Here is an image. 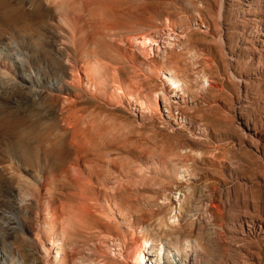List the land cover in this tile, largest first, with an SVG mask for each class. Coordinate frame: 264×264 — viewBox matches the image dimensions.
I'll return each instance as SVG.
<instances>
[{
    "label": "rangeland",
    "instance_id": "1",
    "mask_svg": "<svg viewBox=\"0 0 264 264\" xmlns=\"http://www.w3.org/2000/svg\"><path fill=\"white\" fill-rule=\"evenodd\" d=\"M143 32L161 42L138 64ZM9 39L44 81L89 85L33 92L0 73V264H130L145 240L143 264L178 240L204 264H264V0H0V49ZM94 60L109 63L95 77ZM129 87L158 102L129 107Z\"/></svg>",
    "mask_w": 264,
    "mask_h": 264
},
{
    "label": "bare ground",
    "instance_id": "2",
    "mask_svg": "<svg viewBox=\"0 0 264 264\" xmlns=\"http://www.w3.org/2000/svg\"><path fill=\"white\" fill-rule=\"evenodd\" d=\"M48 1V0H47ZM50 1V0H49ZM71 29V28H70ZM144 34V32H143ZM23 35V34H22ZM131 38V37H130ZM129 38V39H130ZM133 38V36H132ZM131 38V39H132ZM23 39V38H22ZM163 39V38H162ZM134 40V43H132V45L134 44V49H136V51H130L128 52V55L130 54V56H134L136 58V61L138 62V64H143L142 60H140L138 58V54L139 56L143 57V60L144 58L146 59L147 56H145L146 54L149 56V54L147 53L148 50H153L154 48L158 47V45L160 44L161 40H160V35L158 34H155V33H146L140 37H136L133 39ZM132 40V41H133ZM170 43V42H169ZM3 46L1 47L0 49V73L3 77H5V79L7 78V80H5V84L6 86H16L17 82L18 84H22L23 86L24 85H29V87L31 88V91L33 92H38V89L39 88H47V89H50L52 91H58V92H62V93H69L71 92L70 91V86L73 87V86H85V88L87 89L88 88V85H89V81L87 78V80H85L83 82L82 80V77H80V73L78 72H71L69 77L66 78V84L63 83L62 81H53V82H46L44 81V77H42V75H39L38 73V69L36 68L35 70H32V68H26V64H29L30 61H29V55H27L26 51L24 50V45H27L28 42H25L24 44H21L20 42L17 43L16 41L14 42L13 40H6V41H3L2 42ZM130 46L131 43H129ZM30 45V44H29ZM36 47V46H35ZM133 47V46H132ZM95 49V48H94ZM130 49V48H129ZM157 49V48H156ZM127 50V49H126ZM132 50V49H131ZM159 50V49H158ZM154 51V50H153ZM95 52V51H94ZM152 52V51H151ZM137 53V55H136ZM152 54V53H151ZM145 56V57H144ZM98 56L96 55V58ZM19 62L20 66H22V71L19 72L14 64L16 63V60ZM69 59V58H68ZM94 59V58H93ZM127 59V58H126ZM125 59V60H126ZM149 59V58H148ZM164 59V58H163ZM99 61H101L100 59H98ZM98 60H94L93 63H91V75L93 74L94 77L96 75V73L98 74V72L100 71L101 69V64L103 63L105 66L107 64V62H98ZM147 60V59H146ZM128 61V60H127ZM145 61V60H144ZM147 62V61H146ZM74 63V62H73ZM71 66H75V69H76V65L73 64ZM101 63V64H100ZM106 63V64H105ZM135 63V62H134ZM145 63V62H144ZM109 65V63L107 64ZM113 64H111L109 66V68L112 66ZM148 65V64H147ZM133 67V66H132ZM147 67V66H146ZM35 68V66H34ZM103 68V66H102ZM105 68V67H104ZM107 68V67H106ZM105 68V70H106ZM114 68V66L112 67ZM111 68V69H112ZM109 69V73L111 72ZM136 70V68H134ZM102 70V69H101ZM115 70V68H114ZM133 70V71H135ZM152 70V69H151ZM104 71V69H103ZM108 71V70H107ZM40 72V71H39ZM89 73V72H88ZM87 73V74H88ZM115 73V72H114ZM136 73V72H135ZM108 74V73H107ZM113 74V72H112ZM116 74V73H115ZM113 74V75H115ZM86 75V73H85ZM117 75V74H116ZM100 76V75H99ZM136 76V75H134ZM133 76V77H134ZM138 76V75H137ZM111 77V76H110ZM109 77V78H110ZM177 77V75H176ZM175 77V74H174V71L171 70H168L167 69V72H166V75L164 76V78L167 80V82L169 84H172L173 87H169V92H171L172 94V97L176 100V104L179 105V104H186L188 102V99H187V94H188V88L185 86V84L180 81V79L176 78ZM114 76L112 78H110V80H113ZM137 78V77H136ZM101 79V78H100ZM108 79V77H107ZM132 79V78H130ZM134 79V78H133ZM46 80V79H45ZM135 81V80H134ZM107 82V85H108V82H110L109 80L106 81ZM114 82V80H113ZM83 83V84H82ZM102 82L97 81L96 84L100 85ZM105 83V82H104ZM1 84V83H0ZM116 84V82H115ZM114 84V85H115ZM134 84V83H133ZM113 85V84H112ZM113 85V86H114ZM118 85V84H117ZM115 85V86H117ZM5 86V85H4ZM14 86V87H15ZM83 86V87H84ZM112 87V86H111ZM120 87V85H119ZM136 87V86H135ZM116 88V87H115ZM118 88V86H117ZM114 89V88H113ZM112 89V90H113ZM119 89V88H118ZM117 89V90H118ZM115 91V90H114ZM113 91V92H114ZM119 91V90H118ZM129 97H128V104H129V107H132L133 109L135 108V104L136 102H138V105L140 106V111L143 112V111H148V105H150V102H154L155 104L158 102L156 99H154V97L152 98L151 96L149 97V95H146L148 97H141V94L139 93H136V96L138 98V100H132L131 98H133V94H134V91L132 90V87H129ZM112 92V91H111ZM112 92V93H113ZM70 94V93H69ZM112 96V94H111ZM145 96V95H144ZM117 97V100H119L121 98V96H116ZM68 98V97H67ZM73 99V98H72ZM120 101V100H119ZM26 101H23L20 102L21 104H25ZM112 102V101H111ZM137 105V104H136ZM23 106V105H22ZM150 109V108H149ZM176 114H178L177 118L178 120H181V114H179V112H177ZM183 117V116H182ZM61 118V117H60ZM181 122V121H180ZM27 151V150H26ZM25 153V152H24ZM33 153V152H32ZM36 159L38 160L39 159V156L38 154L36 153ZM43 160V159H42ZM38 162V161H37ZM36 162V163H37ZM38 182H39V185L40 187L44 186V183H45V175L42 173V175L38 178ZM46 184V183H45ZM21 199V198H20ZM23 199V200H22ZM22 201L21 203L25 200L29 201V200H33L35 201V205H38L39 207L40 206H43L44 209L46 210V213H51V215H48L47 217H52V219L50 220V223H54L53 221L54 220H57V212H56V207L53 205V203H51L50 201L48 200H45L44 197H42L39 193H33L32 191H25L23 194H22ZM20 201V200H19ZM17 201V202H19ZM40 201L43 202L40 203ZM16 202V203H17ZM13 202H11V209L13 210V208H17L14 204H12ZM15 203V204H16ZM30 203V202H29ZM19 204V203H18ZM23 204V203H22ZM20 205V204H19ZM108 205V204H107ZM51 210V211H50ZM110 210V209H109ZM37 211V210H36ZM64 212V211H63ZM43 217V216H42ZM46 217V216H45ZM45 217H43V219H45ZM70 217V216H69ZM68 217V218H69ZM36 218L38 220V212H36ZM13 219H16V217H14ZM16 220L14 222H10V223H15ZM37 223V222H36ZM39 224V223H38ZM53 225V224H52ZM52 225H49L52 227ZM65 227V226H64ZM12 231V230H16L15 227H9ZM62 228V227H61ZM38 229V228H36ZM64 229V228H62ZM28 230L32 233V227L29 226L28 227ZM37 231V230H36ZM40 231V230H39ZM38 232V231H37ZM36 232V233H37ZM64 232V230H63ZM39 233V232H38ZM37 233V235H38ZM134 234V233H133ZM132 234V235H133ZM178 237V236H177ZM177 240V239H176ZM180 240H178V244H173L172 243V247L169 248V250H167L164 246H162V250H159V253L161 254L160 258L162 259V262L161 264H168L166 263V258H169L171 260V264H204V261H203V257H202V253L200 251V246L198 248L197 245H199V243L196 244L193 242V241H190L188 240V242L185 243V245L182 247V244L179 243ZM197 241V240H196ZM48 242V241H47ZM175 242V241H174ZM184 242V241H183ZM126 243V242H125ZM119 244H121L119 242ZM124 244V243H123ZM168 244V243H167ZM169 244L171 245L170 241H169ZM56 245V237L54 235H51V244L49 246V249L54 252L55 256H59L58 255V252L56 250H54L55 248L59 247L58 245ZM118 245V244H117ZM120 246V245H119ZM125 247V246H124ZM151 247V244L148 246L147 245V240L143 241L142 244H140L139 246L135 245V247H131L130 250L135 252V258L133 261L130 262V264H143L144 262V257H146L147 255L150 254V251H149V248ZM169 247V246H168ZM43 248L45 249L44 245H43ZM60 248V247H59ZM119 249V248H118ZM121 247H120V251H121ZM49 251V250H47ZM123 251V250H122ZM122 254V253H121ZM120 254V255H121ZM159 258V257H158ZM158 258L155 260L158 264L160 263V261L158 260ZM159 258V259H160ZM15 260V258H14ZM16 264H18L16 262Z\"/></svg>",
    "mask_w": 264,
    "mask_h": 264
}]
</instances>
